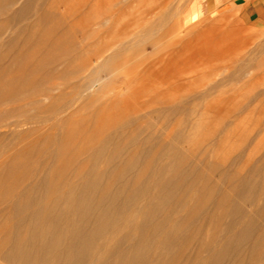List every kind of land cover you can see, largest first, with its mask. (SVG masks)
Returning a JSON list of instances; mask_svg holds the SVG:
<instances>
[{"label": "rangeland", "instance_id": "rangeland-1", "mask_svg": "<svg viewBox=\"0 0 264 264\" xmlns=\"http://www.w3.org/2000/svg\"><path fill=\"white\" fill-rule=\"evenodd\" d=\"M203 1L47 0L42 11L54 12L52 19L39 22L41 10L30 13L38 43L29 46L20 40L11 45L12 51L5 43L0 47V64L7 67L0 72L1 209L8 197L46 172L55 181L68 174L78 182V174L93 166L90 160L102 140L112 139L94 161V168L107 173L104 185L110 183L108 172L115 165L111 153L118 147L119 162L145 152L122 179L138 178L147 187L157 167L168 163L179 147L195 154L190 161L202 175H188L186 181L197 190L180 189L176 197L184 195L193 203L197 195H210L204 240H215L220 247L229 236L230 217L217 203L222 196H242L233 193L234 176L250 183L264 179V0L202 16ZM64 71L76 74L62 78ZM82 82L91 86L79 90ZM51 86L59 88L50 99L22 92ZM17 90L22 97L10 101L7 96ZM33 99L43 107L51 105V99L63 105L46 118L25 123L23 116L35 109L24 105ZM20 107L22 112L8 119L4 115ZM17 120L20 126L12 127ZM53 140L64 141V153ZM44 148L59 153L54 160H60L59 170H42L47 152L43 160L37 159ZM214 162L216 172L210 168ZM214 185L215 192H209ZM249 195L241 208L256 228L240 255H246L264 231V196L258 188ZM10 225L8 215L0 214V250ZM180 249L185 250L183 244H176L174 251ZM186 249L185 256L193 255L192 260L182 264H196L194 245ZM232 257L221 264H233ZM207 258V252L200 254L203 263Z\"/></svg>", "mask_w": 264, "mask_h": 264}, {"label": "bare ground", "instance_id": "bare-ground-1", "mask_svg": "<svg viewBox=\"0 0 264 264\" xmlns=\"http://www.w3.org/2000/svg\"><path fill=\"white\" fill-rule=\"evenodd\" d=\"M46 2L47 0H0V47L14 45L20 40L29 46L37 44L39 38L30 25L34 15L32 17L30 13L41 10L38 14L39 22L52 19L54 12L42 11ZM23 22L22 26H18ZM12 50L11 46L9 51ZM103 62L104 60L97 64L96 68ZM42 66L40 64L39 69ZM4 71H7V67L0 64V72ZM74 74L75 71H64L59 76L67 78ZM82 84L83 82L79 85V90L84 86H91V82L84 86ZM54 86L37 89L30 87L22 92L27 95L34 93L36 96H48L50 99L52 92L59 88ZM20 92L13 91L6 96L10 101L18 100L22 97ZM61 105L63 104H57L55 100L52 102V99L48 107H43L37 99L28 101L24 106H31L35 112L29 113L30 116H23L24 122L46 118L50 111L54 112V108L61 109ZM22 108L24 109L20 107L8 110L4 115L8 119L15 113L22 112ZM20 123L17 120L12 127L17 128ZM4 125L7 127L6 122ZM111 140L105 139L96 145L97 154L90 160L93 166L89 171L78 174V182L71 181L68 174H62V180L55 181L54 175L45 170L53 166L54 170L60 169V160L54 164L59 153L45 148L39 151L38 161L40 158L43 160L45 152L48 154V159L41 165L47 174L44 173L37 182L24 185L5 200L4 208H0V214L8 215L11 221L9 238L0 250L1 264H182L185 260H192L193 255L185 256L189 244H193L196 250V264H221L229 254L233 256V264H264V231L259 242L246 248V255L238 253L247 246L256 228V223L243 213L241 204L250 200L249 194L255 188L264 196L263 178L254 183L241 175L232 178L235 182L233 193L242 196L238 200L222 196L218 201V206L226 207V215L230 217V221L227 224L229 236L216 248L215 240H204L203 218L206 215L205 204L211 200L210 195H197L193 203H189L184 195L176 197L180 189L184 193L197 190V185L186 181V177L192 174L201 178L198 165H193L190 161L195 154H186L183 148L175 149L171 154L172 159L157 167V174L147 187L138 178L128 181L122 179L124 174L135 169L137 158L145 152L128 155L124 161L119 162L118 147L111 153L110 160L115 165L108 172L110 183L104 185L107 173L94 168V161L99 159L104 146ZM53 142L60 148V153H64V141ZM210 168L215 172L219 170L215 162L211 163ZM258 171L263 173L261 168ZM7 174L12 177L13 172ZM206 186L207 184L204 187ZM208 190L215 192L216 186H211ZM141 198L144 200L143 204L140 203ZM181 212H184V216L179 218ZM194 226L197 227L195 232L189 228ZM178 243H182L185 250L175 252L174 247ZM202 252L208 253V260L204 263L200 259Z\"/></svg>", "mask_w": 264, "mask_h": 264}, {"label": "crops", "instance_id": "crops-1", "mask_svg": "<svg viewBox=\"0 0 264 264\" xmlns=\"http://www.w3.org/2000/svg\"><path fill=\"white\" fill-rule=\"evenodd\" d=\"M248 1L260 2L262 0H204L201 4L202 16L211 14L220 15Z\"/></svg>", "mask_w": 264, "mask_h": 264}]
</instances>
